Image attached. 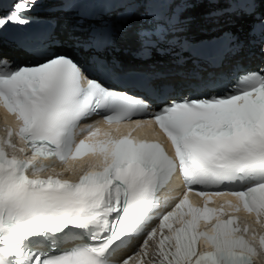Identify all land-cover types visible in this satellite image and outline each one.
<instances>
[{
	"label": "snow or ice",
	"instance_id": "6c2138e0",
	"mask_svg": "<svg viewBox=\"0 0 264 264\" xmlns=\"http://www.w3.org/2000/svg\"><path fill=\"white\" fill-rule=\"evenodd\" d=\"M5 2L0 264H254L264 253V21L247 41L192 42L178 36L187 0H49L72 22L62 31L55 18L33 28L37 0ZM206 3L214 20L252 16L264 0ZM129 31L142 63L113 54ZM81 48L83 63L70 54ZM133 132L162 134L172 154ZM213 197L230 198V211L209 208Z\"/></svg>",
	"mask_w": 264,
	"mask_h": 264
}]
</instances>
